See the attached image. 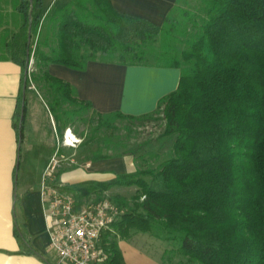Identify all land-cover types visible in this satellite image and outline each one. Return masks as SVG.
Listing matches in <instances>:
<instances>
[{
    "label": "trees",
    "instance_id": "trees-1",
    "mask_svg": "<svg viewBox=\"0 0 264 264\" xmlns=\"http://www.w3.org/2000/svg\"><path fill=\"white\" fill-rule=\"evenodd\" d=\"M182 1L157 25L119 11L111 0H71L50 13L43 0H11L24 16L7 42L10 59L24 71L15 126L21 138L25 94L40 79L51 94L50 110L65 124L73 113L67 121L64 105L91 106L69 82L50 74V63L85 69L89 60L100 59L181 68L177 89L153 112H95L99 128L109 124L106 116L138 121L163 113L173 155L157 169L138 167L64 190L81 204L79 198L92 193L136 187L131 205L116 196L124 213L103 234L109 254L104 264H126L118 239L132 229L170 242L179 264H264V0H199L202 13L187 21L173 15L178 8L189 13ZM35 38L38 71L30 72ZM103 144L95 158L135 154L104 152L122 144L118 136Z\"/></svg>",
    "mask_w": 264,
    "mask_h": 264
},
{
    "label": "crops",
    "instance_id": "crops-1",
    "mask_svg": "<svg viewBox=\"0 0 264 264\" xmlns=\"http://www.w3.org/2000/svg\"><path fill=\"white\" fill-rule=\"evenodd\" d=\"M70 1L43 0V8L45 13H50L64 8ZM111 2L123 13L163 25L178 0ZM23 23V14L12 9L11 0H0V264H57V256L50 247L47 209L41 193L47 167L54 166L58 160L48 182L63 190L86 181L110 180L137 168L134 156L129 154L95 158L89 153L77 157V151L85 150V145L71 148L70 162L65 163L67 157L61 152V145L57 146V138L58 132L68 125L65 119L52 113L48 98L34 85L25 94L24 130L20 138L15 121L24 71L10 59L7 42ZM48 70L69 82L76 96L91 104L92 111L103 114L153 112L162 97L177 89L181 77L179 67L129 65L100 59L89 60L85 69L50 63ZM118 244L126 264H179L180 261L170 242L150 232L132 229L128 237L118 239Z\"/></svg>",
    "mask_w": 264,
    "mask_h": 264
},
{
    "label": "rangeland",
    "instance_id": "rangeland-1",
    "mask_svg": "<svg viewBox=\"0 0 264 264\" xmlns=\"http://www.w3.org/2000/svg\"><path fill=\"white\" fill-rule=\"evenodd\" d=\"M183 0L180 6L189 11L188 14H184L180 8L174 10L173 15L178 19H187L189 15H196V18L202 13L199 0ZM191 24V22L189 23ZM188 24V25H189ZM37 38V37H36ZM35 38L34 49L30 59L29 70L38 71L35 61V46L37 39ZM38 88L46 99L51 96L49 90L43 85H47L43 80H38L32 83ZM33 86V87H34ZM63 109L67 111V121L69 120V112H72L70 117L71 122L67 123V127H71L73 131L82 139L80 146L85 145L86 149L82 152L77 151V157H85L89 153L94 154L99 146L104 147V141L111 136H118L122 140V144L111 150L105 146L104 152L117 153L125 150H134L136 168H158L165 159L173 155V138L164 134L166 127V120L163 113H157L150 119L130 121L119 117L106 116L103 119L108 121L109 124H102L98 126V116L90 108H85L77 103H67L63 106ZM61 113V112H60ZM62 115V113H61ZM62 132H58L57 146L61 144L65 129ZM99 128V129H98ZM91 140V141H90ZM84 146V147H85ZM61 152L67 157L65 163L70 162L68 159L73 154V149L67 148L61 144ZM86 154V155H85ZM59 156V155H58ZM60 157V156H59ZM58 158V157H57ZM66 159V158H65ZM70 193V192H69ZM136 193L135 186H118L113 187L105 191L101 195L92 193L89 196L79 198L81 204L97 200L98 198H109L114 202H117L116 196H121L131 205L133 203V195ZM73 194V193H72ZM74 195V194H73Z\"/></svg>",
    "mask_w": 264,
    "mask_h": 264
},
{
    "label": "built area",
    "instance_id": "built-area-1",
    "mask_svg": "<svg viewBox=\"0 0 264 264\" xmlns=\"http://www.w3.org/2000/svg\"><path fill=\"white\" fill-rule=\"evenodd\" d=\"M81 142L71 127L65 129L63 146L78 148ZM55 165L47 167L41 193L47 209L50 247L57 256V264H104L109 254L101 245L103 234L113 229L124 209L109 198L79 204L72 193L48 182Z\"/></svg>",
    "mask_w": 264,
    "mask_h": 264
}]
</instances>
